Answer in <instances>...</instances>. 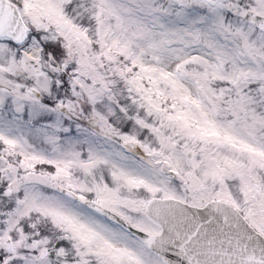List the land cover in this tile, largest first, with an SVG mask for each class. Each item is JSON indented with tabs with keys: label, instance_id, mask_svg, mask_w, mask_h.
<instances>
[{
	"label": "snow or ice",
	"instance_id": "1",
	"mask_svg": "<svg viewBox=\"0 0 264 264\" xmlns=\"http://www.w3.org/2000/svg\"><path fill=\"white\" fill-rule=\"evenodd\" d=\"M0 264H264V0H0Z\"/></svg>",
	"mask_w": 264,
	"mask_h": 264
}]
</instances>
